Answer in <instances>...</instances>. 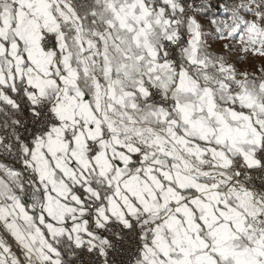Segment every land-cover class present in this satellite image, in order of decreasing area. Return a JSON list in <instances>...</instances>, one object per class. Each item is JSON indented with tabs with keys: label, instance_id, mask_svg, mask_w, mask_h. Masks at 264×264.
Wrapping results in <instances>:
<instances>
[{
	"label": "snow or ice",
	"instance_id": "1",
	"mask_svg": "<svg viewBox=\"0 0 264 264\" xmlns=\"http://www.w3.org/2000/svg\"><path fill=\"white\" fill-rule=\"evenodd\" d=\"M0 264H264V0H0Z\"/></svg>",
	"mask_w": 264,
	"mask_h": 264
}]
</instances>
